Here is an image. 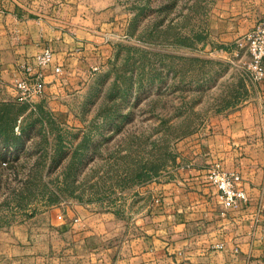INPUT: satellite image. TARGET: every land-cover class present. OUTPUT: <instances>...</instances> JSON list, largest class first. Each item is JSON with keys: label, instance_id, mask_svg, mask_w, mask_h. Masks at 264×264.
<instances>
[{"label": "rangeland", "instance_id": "obj_1", "mask_svg": "<svg viewBox=\"0 0 264 264\" xmlns=\"http://www.w3.org/2000/svg\"><path fill=\"white\" fill-rule=\"evenodd\" d=\"M223 3L88 0L99 17L87 19L110 37L106 62L90 67L58 104L11 99L0 107V138L11 144L0 145V264H49L43 256L50 239L59 254L53 264H62L60 254L73 243L61 230L67 207L127 220L140 188L177 164V143L254 91L248 56L237 47L243 36L227 40L220 31L245 24L238 18L227 25ZM20 224L35 234L21 261L17 248L9 255L2 235Z\"/></svg>", "mask_w": 264, "mask_h": 264}, {"label": "crops", "instance_id": "obj_2", "mask_svg": "<svg viewBox=\"0 0 264 264\" xmlns=\"http://www.w3.org/2000/svg\"><path fill=\"white\" fill-rule=\"evenodd\" d=\"M87 3L0 0V103L16 99L14 81L22 77L25 63L46 49L53 51V60L44 69L40 102L52 105L66 90L80 86L90 67L106 62L110 37L87 19L99 17ZM219 5L227 25L238 18L245 24L220 30L224 39L244 36L264 21V0ZM177 145V164L163 179L140 188V201L127 220L113 212L93 214L79 204L66 208L61 230H67L73 243L60 254L62 264H264V79L254 82V91L240 103L217 109L206 126ZM212 165L240 173L248 200L225 204L206 179ZM74 222L81 223L72 231ZM2 235L9 255L17 248L19 261L22 249L35 244V234L22 224L2 230ZM58 255L50 239L43 259L57 263Z\"/></svg>", "mask_w": 264, "mask_h": 264}, {"label": "built area", "instance_id": "obj_3", "mask_svg": "<svg viewBox=\"0 0 264 264\" xmlns=\"http://www.w3.org/2000/svg\"><path fill=\"white\" fill-rule=\"evenodd\" d=\"M237 47L247 54L246 71L250 78L259 82L264 79V21L258 22L242 38L238 39ZM53 51L46 49L27 61L23 67V75L13 83L15 98L19 103L31 107L45 95L44 69L52 62ZM56 72L61 71L57 67ZM207 181L217 188L224 203L233 206L239 201H247L248 195L244 188V179L236 171H225L218 165L207 168ZM221 247V246H219Z\"/></svg>", "mask_w": 264, "mask_h": 264}, {"label": "trees", "instance_id": "obj_4", "mask_svg": "<svg viewBox=\"0 0 264 264\" xmlns=\"http://www.w3.org/2000/svg\"><path fill=\"white\" fill-rule=\"evenodd\" d=\"M5 105H8L6 102H3L2 104L0 103V107H3V106H5ZM5 108V107H4ZM3 109V108H2ZM2 124H1V121H0V136H1V130H2ZM13 128V130H14V128L16 129V128H18V127H15V126H13L12 127ZM188 134H190L189 133V131L188 132H185V133H183V135L182 136H185V135H188ZM181 136V137H182ZM0 145H2V149H5V150H7V147H10V142H9V140L8 139H3V138H0ZM2 149L0 148V153H2L1 155L4 157V155H5V153L4 152H2ZM2 156H0V157H2Z\"/></svg>", "mask_w": 264, "mask_h": 264}]
</instances>
